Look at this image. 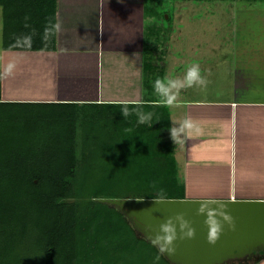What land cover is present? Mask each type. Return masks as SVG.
I'll list each match as a JSON object with an SVG mask.
<instances>
[{
  "label": "crops",
  "instance_id": "crops-1",
  "mask_svg": "<svg viewBox=\"0 0 264 264\" xmlns=\"http://www.w3.org/2000/svg\"><path fill=\"white\" fill-rule=\"evenodd\" d=\"M53 6L47 15L44 8L19 10L13 0L0 3L2 124L8 116L22 118L36 144L61 140L57 147L68 148L72 141L79 180L96 181L95 166H103L115 178L138 172L139 181L155 187H206L207 181L233 188L235 197L264 198V3L225 7L220 31L226 32L215 48L206 46L207 87L181 90L180 106L172 108L158 104L154 81L182 78L195 55L188 39L149 31L146 0H55ZM122 102L152 113L151 127L139 124L135 111L123 117ZM185 118L201 131L175 145L169 128Z\"/></svg>",
  "mask_w": 264,
  "mask_h": 264
},
{
  "label": "trees",
  "instance_id": "trees-1",
  "mask_svg": "<svg viewBox=\"0 0 264 264\" xmlns=\"http://www.w3.org/2000/svg\"><path fill=\"white\" fill-rule=\"evenodd\" d=\"M13 2L49 15L55 0ZM9 120L2 124L1 115L0 264H179L141 233L122 205L79 192L72 141L68 148L57 147L61 140L36 144L27 139L22 118ZM255 250L264 254L260 245L247 251Z\"/></svg>",
  "mask_w": 264,
  "mask_h": 264
},
{
  "label": "rangeland",
  "instance_id": "rangeland-1",
  "mask_svg": "<svg viewBox=\"0 0 264 264\" xmlns=\"http://www.w3.org/2000/svg\"><path fill=\"white\" fill-rule=\"evenodd\" d=\"M235 1L240 2L241 0H146V21L148 29L152 28L149 31L152 30L153 32H151L159 35V38L161 39L170 38L174 35L183 38V40L180 41H185L184 38L188 39L186 40L185 46L191 47L190 52L195 55V57H193L194 64H198L199 67L205 68L203 76H206V46L208 45L212 49L215 48V44L217 45L218 43V37L226 32L225 28L224 31H222V34L220 31L221 26H224L226 21L225 18L227 11L225 7L233 4ZM245 1H260L264 3V0H242V3ZM156 41L157 40L154 39L155 44L158 43V41ZM181 45H183V43ZM151 50H157V48ZM18 144H20V142H18ZM95 167L96 171H98L96 172V181H92L88 176L79 180V192L88 195L86 196L88 198L100 197L109 199L161 195L174 197L195 194L227 196L230 192H233V188L231 187L209 186L207 181L206 184L208 186L206 185V187H155L152 186L154 181L148 179L147 181L142 179L139 181L140 178L138 172H117L120 176L119 178H115L113 177L116 174L114 173L115 170L108 173L107 170H103V166ZM100 168H102V170ZM189 174L200 175L202 173L189 172ZM177 175L180 176L182 173L178 172ZM185 175H188V173H185L184 176ZM44 178L46 180L49 177L45 176ZM136 221L140 222L137 218ZM141 233H143L142 229ZM227 252L228 253L226 254V251L222 250L218 254L221 257H216L215 260L210 262H176L179 264H223L230 261L236 262L244 260L249 264H258L263 259L262 257H264V254H261L259 250L248 252L243 249L242 252ZM135 260H137V258ZM140 264L144 263L142 262Z\"/></svg>",
  "mask_w": 264,
  "mask_h": 264
},
{
  "label": "water",
  "instance_id": "water-1",
  "mask_svg": "<svg viewBox=\"0 0 264 264\" xmlns=\"http://www.w3.org/2000/svg\"><path fill=\"white\" fill-rule=\"evenodd\" d=\"M132 196L109 198L122 205L134 217L136 223L149 237L155 236L159 226L170 217L182 214L183 218L194 229L191 239H179L173 242L175 253L167 255L175 261L185 263H201L215 260L222 250L242 252L255 245L264 246V198H242L228 194L226 197H185V196ZM206 206L208 210L225 212L231 217L234 227L217 216L222 231L215 244L207 241L208 227L205 215L197 214V210ZM136 218L142 223L136 221ZM175 222V221H174ZM238 242V243H237ZM221 257V256H220ZM221 259V258H218Z\"/></svg>",
  "mask_w": 264,
  "mask_h": 264
},
{
  "label": "clouds",
  "instance_id": "clouds-1",
  "mask_svg": "<svg viewBox=\"0 0 264 264\" xmlns=\"http://www.w3.org/2000/svg\"><path fill=\"white\" fill-rule=\"evenodd\" d=\"M59 31L60 25L54 26ZM48 38V31L46 30L45 39ZM30 42V38H28ZM6 73L11 71V66L7 68ZM208 80L202 76L201 69L198 64H193L187 68L184 75L180 79L173 78H157L154 81L153 89L157 96L161 99L158 104L164 107H179L178 97L181 90L191 88L193 86H199L202 88L207 87ZM135 114L138 118L139 124H148L151 127L152 113H144L142 111L133 109L130 111L127 102H122L120 113L123 117H128ZM201 129L191 119L185 118L178 125L170 127L169 133L175 145L183 144L185 138L191 136L193 133H199ZM164 197L161 195L158 199L162 200ZM198 215H205V224L208 227L207 241L209 244H215L222 231V226L217 216L223 218V221L229 223L230 227H234L231 222V217L225 212H216L215 210H208L206 206H202L197 210ZM175 221V222H174ZM177 229H179V239H191L194 236V229L190 226V223L183 218L182 214H177L175 217H170L159 226L158 233L152 237V243L157 246L161 253L167 252L169 255L175 253V247L173 242L177 240ZM159 259V256L156 258Z\"/></svg>",
  "mask_w": 264,
  "mask_h": 264
}]
</instances>
